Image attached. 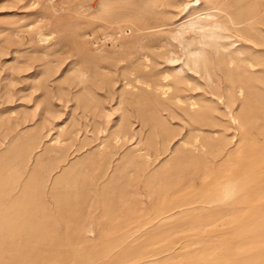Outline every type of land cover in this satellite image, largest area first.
Instances as JSON below:
<instances>
[{
    "label": "rangeland",
    "instance_id": "obj_1",
    "mask_svg": "<svg viewBox=\"0 0 264 264\" xmlns=\"http://www.w3.org/2000/svg\"><path fill=\"white\" fill-rule=\"evenodd\" d=\"M0 264H264V0H0Z\"/></svg>",
    "mask_w": 264,
    "mask_h": 264
},
{
    "label": "bare ground",
    "instance_id": "obj_2",
    "mask_svg": "<svg viewBox=\"0 0 264 264\" xmlns=\"http://www.w3.org/2000/svg\"><path fill=\"white\" fill-rule=\"evenodd\" d=\"M188 5L189 4H187L186 7ZM186 10H188V8ZM197 11H199V13L198 12L193 13L188 19L180 23V29L176 31L177 34L175 35V38L179 41L180 45L188 49L187 58L193 61L194 64L199 59L201 62V58L204 57V52H205L204 50H207V48L209 49L213 44H218L219 42H221V40L225 38V35L223 34V31L225 30V25L236 26L246 22L245 21L246 19H244V22H241L240 20V22L235 23L234 16L230 12L226 14H223L221 12L220 15V13L218 14L217 12H212V13L208 12L207 9H200ZM220 18L222 19L225 18L226 23L222 22ZM188 43L195 45L197 47L189 48ZM177 62L178 61H176V63Z\"/></svg>",
    "mask_w": 264,
    "mask_h": 264
}]
</instances>
